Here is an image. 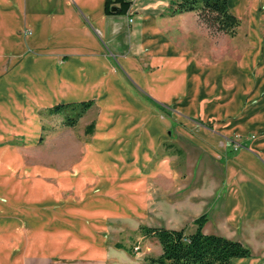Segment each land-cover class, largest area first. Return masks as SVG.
I'll return each mask as SVG.
<instances>
[{"label": "crops", "instance_id": "0c3cea01", "mask_svg": "<svg viewBox=\"0 0 264 264\" xmlns=\"http://www.w3.org/2000/svg\"><path fill=\"white\" fill-rule=\"evenodd\" d=\"M106 1L0 0V51L26 47L33 37L12 33L24 23L37 36L51 34L56 52L69 56L61 64L27 57L0 80V134L16 128L35 135L39 104L92 101L89 108L99 107L100 114L85 128L95 132L86 156L73 174L60 173L78 190L82 181L98 179L99 194L86 201L88 216L103 221L107 214H146L157 203L167 223L175 220L163 227L186 229L192 222L195 230L196 218L206 214L205 233L250 248V256L231 264H264V0H228L235 15L248 18V46L237 59H219L216 45H204L198 12H173L176 0L140 3L147 8L132 23L134 15L107 12ZM104 48L120 56V72L115 54ZM160 110L188 118L195 130H174ZM24 113L33 116L25 121ZM236 137L244 147L231 152L226 139ZM178 141L187 148L180 146L183 155L163 150ZM18 161L6 156L2 164ZM95 222L74 227L71 245L64 250L57 244L51 254L100 263L91 260L106 252L93 240Z\"/></svg>", "mask_w": 264, "mask_h": 264}, {"label": "rangeland", "instance_id": "374dc122", "mask_svg": "<svg viewBox=\"0 0 264 264\" xmlns=\"http://www.w3.org/2000/svg\"><path fill=\"white\" fill-rule=\"evenodd\" d=\"M146 1H126L127 10L117 13L134 15L135 17L129 19L132 23L136 16L147 8L142 6ZM110 5L118 8L123 6L121 0H111ZM240 18L242 25L235 35L213 33L201 21L204 28V45L206 43L213 47L216 45L219 59L227 55L237 59L248 46V18L246 15ZM34 31L32 27L23 23L12 32L16 39H27L30 36L33 38L27 42L25 48L8 47L3 52L0 51L1 81L13 75L27 57L40 61L51 58L57 64H61L67 60L66 57H69L63 52H56L58 45L55 39H51V34L45 36L43 32L42 36H37ZM103 50L111 57L115 54L106 48ZM111 60L114 69L120 72L122 66L120 67L116 62L121 61L120 56L116 53ZM5 86L8 89L11 83L7 81ZM50 109L49 103L39 104L34 109L37 129L31 138L26 132L16 128H13L8 135L0 134V264H24L26 258L40 257L50 258L53 263L58 264H78L85 258H67L56 252L51 254L52 247L59 244V247L65 250L71 245L68 235L74 227L95 221L96 224L92 229L95 237L93 240L101 244L106 252L91 260H100L98 264H151L150 258L159 257L162 247L159 240L155 236L146 235L141 226L169 224L171 227L175 224V220L167 223L165 213L159 214L162 209L156 202L155 205L149 206L146 214H107L103 221L88 216L84 209L91 205L86 201L99 194L98 179L82 181L78 190L77 182H62L60 173L73 174L75 166L85 158L87 143L95 135V132L86 133L85 128L94 120H98L100 109L95 106L87 109L77 117L74 125L66 123L69 118H76L79 109L66 108L60 112H52ZM159 113L171 119V127L174 130L176 127L180 131L195 130L194 123L188 118L175 113L170 117L161 110ZM24 115L25 121L33 116L32 113H24ZM226 143L231 148V152H237L244 147L240 137L227 138ZM180 146L186 151L185 144L180 141L177 145L167 144L163 150L175 151L181 156L184 150H181ZM161 154L163 152L157 155ZM6 156L10 158L16 156L19 161L17 164L3 166L2 161ZM19 183L23 185L20 193L17 191ZM171 209L170 214H173L174 207ZM169 210L168 208L167 211ZM157 216L161 217L157 218ZM194 228L192 222L187 223L188 232ZM222 231L226 233V230ZM56 233L60 235L57 236Z\"/></svg>", "mask_w": 264, "mask_h": 264}, {"label": "trees", "instance_id": "16d2710c", "mask_svg": "<svg viewBox=\"0 0 264 264\" xmlns=\"http://www.w3.org/2000/svg\"><path fill=\"white\" fill-rule=\"evenodd\" d=\"M120 8L111 6V0L106 1L107 12H124L128 2L121 0ZM126 6V8H124ZM115 8V9H113ZM173 12L196 11L200 20L213 33L235 35L242 25V19L235 15L228 0H176ZM92 101L60 103L53 106L52 112H60L66 108L78 110L76 118H69L66 124H76L77 117L83 114ZM92 125L87 131H92ZM207 215L202 214L195 220L196 229L188 232L185 228L174 229L163 226H141L146 235L155 236L162 247V253L157 258H150L151 264H231L232 259L248 257L251 250L239 240H234L214 233H205L203 226Z\"/></svg>", "mask_w": 264, "mask_h": 264}, {"label": "bare ground", "instance_id": "6f19581e", "mask_svg": "<svg viewBox=\"0 0 264 264\" xmlns=\"http://www.w3.org/2000/svg\"><path fill=\"white\" fill-rule=\"evenodd\" d=\"M115 192V191H114ZM127 196H129V195H127ZM127 198H129V197H127Z\"/></svg>", "mask_w": 264, "mask_h": 264}, {"label": "water", "instance_id": "95a60500", "mask_svg": "<svg viewBox=\"0 0 264 264\" xmlns=\"http://www.w3.org/2000/svg\"><path fill=\"white\" fill-rule=\"evenodd\" d=\"M113 9H115V8H113Z\"/></svg>", "mask_w": 264, "mask_h": 264}, {"label": "built area", "instance_id": "2783aa9c", "mask_svg": "<svg viewBox=\"0 0 264 264\" xmlns=\"http://www.w3.org/2000/svg\"><path fill=\"white\" fill-rule=\"evenodd\" d=\"M241 146V145H240Z\"/></svg>", "mask_w": 264, "mask_h": 264}]
</instances>
